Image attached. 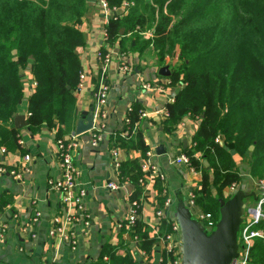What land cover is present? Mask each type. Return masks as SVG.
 <instances>
[{"label":"trees","instance_id":"obj_1","mask_svg":"<svg viewBox=\"0 0 264 264\" xmlns=\"http://www.w3.org/2000/svg\"><path fill=\"white\" fill-rule=\"evenodd\" d=\"M107 1L119 17L108 20L101 50L118 45L126 55L152 46L160 64L172 68L170 85L179 90L166 104L163 132L173 133L187 115L200 122L192 144L182 153L199 172L197 204L218 218L219 199L230 198L227 189L232 184L243 187L235 155L244 160L251 153L249 173L264 182V0ZM87 9V0H0V145L9 152L21 147V129L15 127L14 116L23 96L22 74L30 62L36 84L28 100L27 128L33 133L43 124L58 123L65 128L57 131V137L73 129L81 72L77 50L85 44L80 25ZM150 30L152 37L143 39V32ZM130 107L128 134L117 131L110 145L141 152L140 158L122 161L120 167V176L134 186L129 199L136 200L140 211L146 198L139 182L141 159L150 146L145 129L134 130L143 106L134 101ZM154 186L157 210L167 194L159 178ZM125 223L120 232L136 236L138 248L149 259L158 236H151L140 218L130 228ZM257 228L264 232V219ZM169 232V220L164 218L159 233ZM162 257L160 264H167L172 253L164 249ZM88 264L144 262L122 242L106 246ZM247 264H264L261 238L254 240Z\"/></svg>","mask_w":264,"mask_h":264},{"label":"crops","instance_id":"obj_2","mask_svg":"<svg viewBox=\"0 0 264 264\" xmlns=\"http://www.w3.org/2000/svg\"><path fill=\"white\" fill-rule=\"evenodd\" d=\"M109 20L99 2H88V9L82 19L80 28L85 34V44L78 48L81 61V71L86 74L85 84L75 91L77 97L76 119L72 130L64 133L68 136L75 130L81 112L93 106V90L99 71L97 53L106 42L105 26ZM133 45L134 40L132 41ZM119 50L118 45L114 46ZM125 61L130 65V71L122 73L114 60L108 72L110 92L106 110L108 118L101 130L102 139L97 146H91L90 133L79 135V146L76 150V163L81 170L80 183L87 190V207L89 225L85 221L77 227L79 247L72 251L69 242L51 239L48 232L52 219L60 214L62 206L60 194L51 189L47 180L60 176L59 162L56 155L58 123L53 127L43 124L37 132H30L25 127L21 129V147L14 152L2 154L0 145V165L3 161L8 171L21 174L16 178L8 172H0V223L4 224V235L0 236V264H88L97 260L108 245L124 243L134 256L144 264H160L164 251L163 242H157L149 259L134 243L128 232H120L118 225L126 218L129 202L126 189H112L107 182L115 180L110 157L112 134L120 130L126 116L127 108L132 102H139L148 113L141 127L145 129V138L154 149V161L165 172V183L168 197L175 202L168 209V215H175V204L184 199L192 186L193 176L183 165L174 164L173 160L182 153L186 145L192 144L193 135L197 129L196 117L187 115L173 133L163 132L162 122L165 118L166 104L173 101L179 87L169 84V76L160 74V64L157 51L147 47L141 53L128 51ZM170 72L172 68L169 66ZM163 86V90L143 88L142 82ZM35 79L30 65L23 71V96L18 112L24 111L28 117V100L35 87ZM78 110V113H77ZM185 141L187 142L185 144ZM156 146H162L166 151L157 154ZM30 158L24 160V155ZM123 161L140 158L141 152L122 149ZM130 190L134 186L130 184ZM128 189V188H127ZM158 191L154 185L146 198L141 201L140 219L146 222L150 231L157 222L155 206ZM41 213L37 221H33L34 213ZM119 252L124 254V249Z\"/></svg>","mask_w":264,"mask_h":264},{"label":"built area","instance_id":"obj_3","mask_svg":"<svg viewBox=\"0 0 264 264\" xmlns=\"http://www.w3.org/2000/svg\"><path fill=\"white\" fill-rule=\"evenodd\" d=\"M99 5L102 7L104 12L108 15L109 19L111 17L118 18L115 8H111L107 0H99ZM129 4H125L124 8L127 11ZM106 37V31H105ZM143 39H149L152 37V31L143 32ZM125 54H122L116 48L107 46V51L103 52L101 49L97 53V60L99 64L98 76L93 90V127L88 131L90 133V144L91 146H97L101 139V130L104 126L105 120L108 118V112L106 110V105L108 103V95L111 89L110 82L108 79V72L111 63L116 60L117 68L122 73H127L130 71V65L125 61ZM86 82V74L81 71L79 74V82L77 90L80 89ZM36 84V82H34ZM170 84V81H169ZM142 87L149 89L155 87L156 89L163 90L164 87L160 85H153L150 82L143 81ZM131 107L127 108L126 116L123 122V126L119 131L122 135H127L129 129L125 126L130 122V117L128 112ZM165 117L167 116V109L164 110ZM148 113L146 110H142L140 113V119L134 125V130L141 127L142 122L147 119ZM114 132L112 134L115 135ZM79 135L75 131L71 132L68 136L56 137V155L59 162L60 176L58 178L50 177L47 182L51 189L57 191L60 194V203L62 206V211L60 214H56L52 219V225L48 232L51 239H59L60 241L69 242L72 251H77L79 247V235L77 232L78 225L85 221L86 226L89 225V216L87 214L88 207L86 202L87 190L80 183L81 170L76 163V150L79 146ZM219 139V136H218ZM20 145L22 141L20 139ZM23 145V144H22ZM122 148L118 145H110V157L111 163L114 170L115 180L107 182L106 186L112 189L124 188L126 189L127 199L129 202L128 212L124 221L120 222L118 227L121 229L124 226L130 228V226L140 218L138 211L139 204L136 200L130 201V194L132 190L129 189L131 184L128 177L120 176V167L122 163L121 152ZM2 154L7 152L5 147H1ZM154 149H150L146 152L145 156L141 159V169L143 171V176L139 179L141 183L144 194H148L150 191V186L155 184L156 178H159L163 185V194H167L165 183L167 181V176L165 172L160 168L158 163L154 161ZM24 160L30 158L29 154L24 155ZM176 165H183L187 167L193 176L192 186L187 191L184 201L187 207L190 209L192 216L198 220L204 228L211 232L217 224V219L214 217L213 213L206 212L196 202V192L198 188V176L199 172L191 165L189 156L184 153L179 154L173 160ZM0 165V172L9 173L16 178H21V174L15 171H8L5 163L2 161ZM122 178V179H121ZM124 178V179H123ZM263 187L264 182L261 181ZM128 188V189H127ZM238 186L232 184L226 191L227 195H232ZM257 199L254 197H248L245 200V212L243 216V222L240 226L238 234V257L233 259L231 264H247L250 258V250L253 246L254 240L256 238H261L264 243V232L257 228L259 222L264 219V193L256 194ZM172 198L168 197L165 199L163 207L155 210V215L157 222L150 231L151 236H158L157 242H163L164 249L172 253V259L167 261V264H183L182 254H181V238H180V227L176 221L175 215L170 217L168 215V209L174 205ZM40 212L36 211L32 217L33 221H37ZM164 218L169 220L170 232L160 235L159 228L162 225ZM5 226L0 223V236L4 235ZM134 243L137 241V237L132 238ZM156 242V243H157ZM155 243V244H156ZM137 245V244H136ZM144 253V252H143ZM145 254V253H144ZM107 258V257H105ZM163 261V257L160 263Z\"/></svg>","mask_w":264,"mask_h":264},{"label":"water","instance_id":"obj_4","mask_svg":"<svg viewBox=\"0 0 264 264\" xmlns=\"http://www.w3.org/2000/svg\"><path fill=\"white\" fill-rule=\"evenodd\" d=\"M98 1L87 0L91 3ZM123 32L124 29H121V33ZM159 72L165 77L171 75L169 65L160 67ZM93 110L92 106L89 110L81 112L74 130L76 134L86 133L93 127ZM14 125L18 129L27 127L24 111L14 116ZM155 148L159 155L166 152L162 146ZM251 196L258 198L256 192H247L240 186L230 198L219 199L217 224L211 232L192 216L184 199L178 200L175 204V218L180 227L183 264H231L239 255L238 234L243 222L245 200Z\"/></svg>","mask_w":264,"mask_h":264},{"label":"rangeland","instance_id":"obj_5","mask_svg":"<svg viewBox=\"0 0 264 264\" xmlns=\"http://www.w3.org/2000/svg\"><path fill=\"white\" fill-rule=\"evenodd\" d=\"M235 157L238 160L237 163L240 167L243 189L247 192H256V194H263L264 187L261 183V180L252 177L249 173L248 161L251 159V153H248L247 157L244 160H241L237 155H235Z\"/></svg>","mask_w":264,"mask_h":264}]
</instances>
